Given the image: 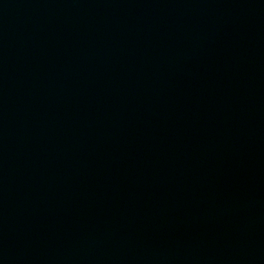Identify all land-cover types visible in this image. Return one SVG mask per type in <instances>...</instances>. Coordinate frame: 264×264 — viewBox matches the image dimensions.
<instances>
[{
  "label": "water",
  "instance_id": "95a60500",
  "mask_svg": "<svg viewBox=\"0 0 264 264\" xmlns=\"http://www.w3.org/2000/svg\"><path fill=\"white\" fill-rule=\"evenodd\" d=\"M0 264H264V0H0Z\"/></svg>",
  "mask_w": 264,
  "mask_h": 264
}]
</instances>
